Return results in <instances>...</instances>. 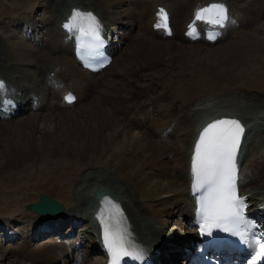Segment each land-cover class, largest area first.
I'll return each mask as SVG.
<instances>
[{
  "label": "bare ground",
  "instance_id": "6f19581e",
  "mask_svg": "<svg viewBox=\"0 0 264 264\" xmlns=\"http://www.w3.org/2000/svg\"><path fill=\"white\" fill-rule=\"evenodd\" d=\"M214 1L221 2L45 0L47 6L41 1L30 6L35 10L45 9L47 16L42 15L44 20H38L41 25L30 16L12 18L8 23L0 21V81L5 85L0 92V147L3 150L0 175L16 167L41 165L46 169L49 162L56 166L61 160L69 162L70 159L77 164L85 159L89 170L79 180V189L89 190L90 194L98 189L105 191L104 198L93 200L87 213L66 209L57 216L33 214L40 218L30 227L33 231H25L26 225H20L19 217L15 222L3 221L0 233L8 234L13 225L18 238L15 246L6 245L13 239L12 235L5 244L0 240V246L5 248L0 249L3 254L9 256L15 249L20 250L22 253L17 252V258L21 256V261L27 264H110L111 255L94 215L102 208L111 207L122 211L115 218L122 221L143 255L153 256L158 264H163L161 258L166 254L163 252L172 249L168 252L171 256L167 264H187V252L198 240L194 227L195 199L191 195L192 153L201 126L218 116L235 115L248 125L240 160V190L253 207L264 205V144L259 147L256 143L264 141V94L245 90L248 85L264 82V35H257L260 26L264 27V0L235 1L236 15L229 16L223 37L216 45L206 44L205 48L199 41L190 42L184 34L194 23L198 24L194 22L196 11ZM161 9L172 21V39L156 31ZM74 10L96 17L112 56L120 58L128 41L135 44L133 50L129 47L130 54L126 53L128 60L122 61L121 73L116 72L113 79L97 81L112 71L114 62L96 76L79 66L75 57L79 32L63 28ZM22 24L28 27L23 39L14 30ZM219 44L221 49L217 47ZM223 51L227 60L225 68L215 67L208 80L196 83L213 94L220 90L221 95L217 97L185 102L188 95L183 93L189 84L186 80L167 85L169 89L170 86L177 89V92L172 90L173 97L182 101L181 105L173 99L168 103L166 93L158 95L152 87L136 84L142 76H129L148 62L163 63L167 67L177 64L185 72L192 67L194 71L186 73H195V66L203 59H213L212 56ZM219 57L216 62L221 61ZM146 58L150 60L146 62ZM123 77L128 78L126 83L119 80ZM130 87L136 90L128 93L126 90ZM122 89L123 95L117 92ZM99 91L101 98H97ZM69 92L78 98L73 106L63 102ZM25 114L31 116L20 123V117ZM44 114L42 120L50 123L52 130L44 131L35 139L37 123ZM9 140L15 144L9 146ZM35 220L32 217L31 225ZM171 223L177 227L168 229ZM66 226L71 230L67 239L58 238ZM53 235L57 236L34 244L35 240ZM86 243L92 246L91 254L80 251ZM23 245L27 247L18 249ZM34 249L39 252L34 254ZM92 254L103 258L95 260Z\"/></svg>",
  "mask_w": 264,
  "mask_h": 264
},
{
  "label": "rangeland",
  "instance_id": "374dc122",
  "mask_svg": "<svg viewBox=\"0 0 264 264\" xmlns=\"http://www.w3.org/2000/svg\"><path fill=\"white\" fill-rule=\"evenodd\" d=\"M36 1H41L42 5L47 6V3L45 2V0H10V1L9 0H0V12L4 11V13L0 15V21L8 23V22L12 21V18L17 19L20 16H22L20 18H25L26 16H30L32 19L35 18V20H37V23L39 25H41V23L38 20L43 21L44 17H42V15L45 16L46 12H45L44 8H42L40 10L39 9L35 10L34 8L30 7L33 5V2H36ZM224 1H226L227 4L231 5L234 8L233 4L235 1H237V2L238 1L239 2L240 1L241 2L247 1L248 2L250 0H224ZM235 5H237V4H235ZM28 6H29V8H28ZM28 9H30V10H28ZM235 9H237V8L235 7ZM176 20H177V16H176ZM27 22H28V20H27ZM23 24H22V26H20V28H14L15 31L20 32L22 39L24 38L23 35L25 34L26 29L28 28L27 26H24ZM28 24H29V22H28ZM137 31H139V28L137 29ZM37 32H38V30L36 31V33ZM257 33H258L257 34L258 37H262L264 35L263 25L260 26ZM235 40L233 42H230L229 45L231 43H234ZM131 41H128L126 43L127 47L124 46L125 48L122 49L123 52L122 51L120 52L122 54L124 53V55H122V54L120 55V58H121V56H122V58L120 59L117 56L114 58V65H113L112 71H110V72L107 71L108 73L107 72H106L107 74L104 73V75L98 77L99 79L96 78V80L98 79L97 81H100V83H101V81H103L106 78L113 79L114 74L116 72L121 73V69H123V63H124L122 61L128 60L129 56L127 54H130L131 48L133 50L134 49L133 46H135V44L133 42L131 43ZM199 45H202L205 48L207 47V45L205 43L199 44ZM221 45L222 44H219V45H217V47H220ZM129 47H131V48H129ZM203 47H201V48H203ZM213 48H215V47H211V49H213ZM221 48L222 47H220V49ZM225 55H226V53L224 51H223V53H221L219 55H215L216 57L220 56L218 58V59H221L220 62H216L215 56L214 57L212 56L213 59H209V60L203 59L202 60L203 62H200L199 64H197L195 66L196 72L191 73V74H187L186 72L194 71V69L192 67L189 69H186V72H185L183 69L181 70V67H179L177 64H174V65L167 67V66L163 65V63L161 65L159 63L154 62L151 65V64H149L150 62H148L150 59L147 60L148 58H146V62H148V65L142 66L143 69H141V70L135 69L134 70L135 72H133V71L130 72L129 76L134 77V78L135 77L137 78L138 76H142V77L137 78L136 84H138L140 86H146L147 88L152 87L151 88L152 91H154V93H156L158 95H163L166 93L165 99H167V97L169 98L168 103L172 102V99H173L176 104L181 105L182 101H180L176 97H173L174 94H173L172 90L174 89L177 92V89L174 86H170V89H171L170 90L167 87V85H169V84L172 85V82H176L178 85V83H182V82L187 80L190 85L187 83L188 88H185L186 91L184 93L179 92V93H183L185 95H188V98L184 99L185 102H187V100L189 102H191V101H197L199 99L203 100V99H205V97H217L218 95H221L220 90L215 91L213 94V93H211V91H206L205 89H203L202 86L200 87V85H196V83H200L202 81L208 80V78L211 75L212 69H215V67L216 68H220V67L225 68L226 63H227ZM142 62L145 63V58H143L142 61H140V63H142ZM219 63L222 64V66H220ZM218 64H219V66H217ZM207 73H209V74H207ZM201 74H203V75L201 76ZM203 77H205V78H203ZM119 80L120 81L123 80V82L126 83L128 78L123 77V79L120 78ZM195 81H197V82H195ZM117 87H119V85H117ZM137 88L139 89V87H137ZM134 90H136V87L135 88L130 87L126 91L128 93H130V92H134ZM181 90H183V89H181ZM245 90H247L251 93H263L264 94V82L262 84H259V85H257V84L248 85L247 88H245ZM95 91H97V88L95 89ZM123 91H124V89H122L121 91L119 90L117 92L118 93L120 92V94L123 95L122 93H125V91L124 92ZM102 92H105V90L103 89ZM94 94H95V92H94ZM100 94H101V92L99 91L97 98L98 97L101 98L102 95H100ZM208 94H210V95L208 96ZM60 100H61V98H60ZM79 107H81V105ZM79 110L80 109H78L77 112H79ZM30 116H31V114L22 115L20 117L19 122L21 120L23 121L24 119L30 118ZM44 118H45V114L41 115V119L37 123L38 131L35 132V136H34L35 139H39L44 131L50 130V129L52 130L50 123H48V124L44 123V121L42 120ZM252 124L254 125V123H252ZM23 140L26 141L25 138ZM256 143H257V145L262 146L264 144V141L257 140ZM14 144H15V141L9 140V144H8L9 146L14 145ZM0 153L3 154V150L1 149V147H0ZM49 163H51V164H49ZM49 163H46V166H45L46 169H43L41 165H35V166L32 165L31 167L24 166L21 168L16 167L13 170H9V171L4 172L0 175V223H3V221H4V223H7V222L11 223V221L15 222V219H17L19 217L18 219L22 222V223H20V225H26V226H24L25 229L24 228L23 229L25 231H27V230L29 231L33 227V225L37 222V220L40 218H37V216L33 215V213L28 211L25 207L30 203H36L39 199V195L42 193L47 194L51 198L55 199L57 202L63 204L66 207V209L68 210V212H70L72 210L71 212L77 211V213L78 212L79 213H82V212L87 213L89 211L88 209H89V207L91 208V205H92L91 194H90L89 190L87 191V190H80L79 189L80 188L79 187V180L89 170L88 160H85V159L81 160L77 164L73 163V161L70 159H69V162H68V160H61V163L60 164L58 163V165H56V166L52 165V162H49ZM74 164H76L77 167L74 166ZM42 165H45V163H42ZM99 170L102 171L101 169H99ZM17 202H18V204H17ZM32 217H34V219H36V220L31 225ZM10 227H12V229L7 230L8 234L6 232H5V234L0 233V240L4 241V244H5L6 239L12 235L14 237L13 238L14 243L9 242L6 245H14L15 246L18 242L17 241V239H18L17 238V229L14 228L13 225H10ZM176 227L177 226L175 224L171 223V225L168 227V229L172 230ZM31 231H33V230L31 229ZM69 231H71L69 226H66V228L63 230L64 236L66 235V237H67ZM64 236H62V237H64ZM58 238H60V236ZM77 238H78V236L74 237V239H77ZM43 240L34 241V244L39 245V244L44 243L50 239L47 238V239H43ZM26 243H28V242H26ZM23 246L19 247L18 249H20V248L25 249L27 247V246H24V247ZM29 246H30V244H29ZM91 247L92 246L90 244L86 243V245L81 247V251L91 254L92 253V250L90 249ZM30 248H31V246H30ZM0 249L4 250L5 248H2V246H0ZM6 249L10 250L11 248L8 247ZM11 250H14V249H11ZM171 250L172 249H168L165 252H163L166 254L162 255V257L166 258V255L167 256L169 255L168 252L169 251L172 252ZM17 252H21V251L20 250L16 251V249H15L14 252H12L11 254H9V256H7V255L3 254L2 251H0V263L1 264H27L26 262L23 263L21 261V258H20L21 256L19 258H17ZM38 252H39L38 249H34V254L38 253ZM38 257H40V256L38 255ZM92 257H93V259L97 260L101 256L99 254H92ZM101 258H103V256ZM86 264H89V263H86Z\"/></svg>",
  "mask_w": 264,
  "mask_h": 264
},
{
  "label": "snow or ice",
  "instance_id": "6c2138e0",
  "mask_svg": "<svg viewBox=\"0 0 264 264\" xmlns=\"http://www.w3.org/2000/svg\"><path fill=\"white\" fill-rule=\"evenodd\" d=\"M212 8L215 9V17L218 18H211L209 22L222 25L223 21L227 19L226 9L222 5H213ZM205 12L210 13L211 9L200 10L195 19H205ZM159 17L160 20L156 27L167 30L168 17L163 9H161ZM64 27L70 32L78 29L81 36L87 35L92 37L93 41H100V25L91 13L74 10L69 20L65 22ZM169 34H171L170 30ZM4 89L5 85L0 81V92H3ZM243 132L244 129L237 120H217L210 123L199 136L194 148L193 159V171L198 183H208L218 178L220 181L219 190L222 195L220 203L231 215L237 218L239 217V211L236 210V204L233 202L242 204L243 201L233 191L234 161L240 143V136ZM113 207L116 206L113 205ZM105 212L106 210L102 208L98 219H100L103 226V242L112 257L111 264H118L119 259L124 256H133V252L129 251V248L134 249L135 259H141L143 250L133 244L131 234L122 224V221L113 216L112 224H110L108 220L111 214L106 215ZM113 224L115 227H113ZM260 251L264 253V245H261Z\"/></svg>",
  "mask_w": 264,
  "mask_h": 264
},
{
  "label": "water",
  "instance_id": "95a60500",
  "mask_svg": "<svg viewBox=\"0 0 264 264\" xmlns=\"http://www.w3.org/2000/svg\"><path fill=\"white\" fill-rule=\"evenodd\" d=\"M104 194V190L98 189L94 193V199L100 200L104 196ZM26 209L32 211L34 214L44 217L58 215L65 211V207L62 204L45 194L40 195L39 202L27 205Z\"/></svg>",
  "mask_w": 264,
  "mask_h": 264
}]
</instances>
